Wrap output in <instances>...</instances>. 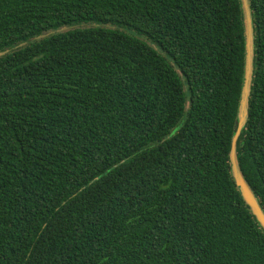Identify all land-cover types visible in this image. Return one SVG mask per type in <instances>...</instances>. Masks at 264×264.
Segmentation results:
<instances>
[{"label":"trees","instance_id":"1","mask_svg":"<svg viewBox=\"0 0 264 264\" xmlns=\"http://www.w3.org/2000/svg\"><path fill=\"white\" fill-rule=\"evenodd\" d=\"M246 40L242 0H0V264H264Z\"/></svg>","mask_w":264,"mask_h":264},{"label":"water","instance_id":"2","mask_svg":"<svg viewBox=\"0 0 264 264\" xmlns=\"http://www.w3.org/2000/svg\"><path fill=\"white\" fill-rule=\"evenodd\" d=\"M243 2V9L245 13V24H246V47H247V56H246V70H245V83L243 88V95L240 104L239 110V122L236 135L233 140V150L231 154V163H232V170L233 175L236 181V184L240 188L242 196L248 206L251 208L252 213L255 215L259 223L264 229V212L259 205L255 195L253 194L251 188L245 181L236 158V143L241 134V131L248 119V101L250 96V87L252 82V72H253V38H252V17H251V10L249 6L248 0H242Z\"/></svg>","mask_w":264,"mask_h":264},{"label":"rangeland","instance_id":"3","mask_svg":"<svg viewBox=\"0 0 264 264\" xmlns=\"http://www.w3.org/2000/svg\"><path fill=\"white\" fill-rule=\"evenodd\" d=\"M65 30H67V28L61 29V31H65Z\"/></svg>","mask_w":264,"mask_h":264}]
</instances>
